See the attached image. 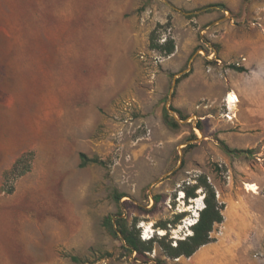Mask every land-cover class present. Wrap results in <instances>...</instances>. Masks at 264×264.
Returning a JSON list of instances; mask_svg holds the SVG:
<instances>
[{"label":"rangeland","instance_id":"rangeland-1","mask_svg":"<svg viewBox=\"0 0 264 264\" xmlns=\"http://www.w3.org/2000/svg\"><path fill=\"white\" fill-rule=\"evenodd\" d=\"M262 43L264 0H0V264H189L156 224L191 232L200 174L223 201L230 176L264 172V138L227 153L214 104L221 68Z\"/></svg>","mask_w":264,"mask_h":264},{"label":"crops","instance_id":"crops-1","mask_svg":"<svg viewBox=\"0 0 264 264\" xmlns=\"http://www.w3.org/2000/svg\"><path fill=\"white\" fill-rule=\"evenodd\" d=\"M244 54L246 59L237 61L244 70L221 68L224 82L214 99L223 115L216 131L231 148L252 146L250 140L264 138V43L247 48ZM231 92L239 101L236 106L231 104L234 116L227 119ZM238 141L245 144L236 145ZM237 176H230L222 188L226 207L224 221L212 232L216 240L202 245L189 257V264H264V172L246 170ZM254 183L257 191L248 188Z\"/></svg>","mask_w":264,"mask_h":264},{"label":"trees","instance_id":"trees-1","mask_svg":"<svg viewBox=\"0 0 264 264\" xmlns=\"http://www.w3.org/2000/svg\"><path fill=\"white\" fill-rule=\"evenodd\" d=\"M223 6L222 3L215 2L208 5L203 6L205 10H212L214 7ZM155 30L152 32V38ZM152 47L159 48L164 51L166 54H171L174 52L175 43L173 38H169L166 40L164 44H153ZM235 67V66H233ZM239 70H244L241 66H236ZM186 75V74H184ZM179 81V78L177 79ZM223 149L229 153L234 155H239L240 153L249 151L240 148H231L225 141L221 140ZM84 154H82L83 156ZM86 158V156L84 155ZM29 154L23 153L14 163L12 169L10 170L7 177L10 174L19 173L18 175L23 174L24 172L30 169V166H26V162L28 161ZM85 164V160H83L82 165ZM183 191L185 193L184 197L188 201L189 198H195L198 196L197 190L202 188L204 194V206L199 211L198 219L195 223H193L191 228V233L184 235L180 238H170L168 241L170 234V227L167 224H156L157 226H161L166 229L167 232L162 234L159 238V243L161 247L164 249L167 256L170 258H180L182 256L190 257L192 256L202 245L208 244L216 240V238L212 235V232L217 224H220L224 221V209L226 207V203L219 200L217 196V190L215 186L209 181V178L206 174H200L196 177V183L191 184L187 183L183 186ZM11 191V190H10ZM159 195L154 197L155 202L159 199ZM111 230L115 232L113 228V220L108 218ZM116 223L118 225L119 231L124 235L125 242L130 245L129 250H135L139 256H144L146 252H151L153 250V244L155 241L154 236L149 239H142L140 236V231L137 230H129V228H125L123 225V220L121 218L116 219ZM136 220L134 222V226H136ZM116 229V228H115ZM117 231V230H116ZM115 234H117L115 232ZM159 263V262H158ZM161 264V263H159ZM163 264V263H162Z\"/></svg>","mask_w":264,"mask_h":264},{"label":"bare ground","instance_id":"bare-ground-1","mask_svg":"<svg viewBox=\"0 0 264 264\" xmlns=\"http://www.w3.org/2000/svg\"><path fill=\"white\" fill-rule=\"evenodd\" d=\"M236 96H237V94H235V93H230V100H232V99H234V98H236ZM238 97V96H237ZM239 101V98L237 99V102ZM237 105V103L235 104V106ZM249 184V183H248ZM257 187L258 186H256V184L254 183V184H250V185H248V188L250 189V190H256L257 189ZM257 191V190H256ZM184 195H185V193L182 191V196H181V199L184 197ZM193 200H194V202L195 203H199V205L198 206H196V208H195V210H196V212H195V215L193 216V221L191 222V224H193V223H195L196 221H197V218H198V216H199V210H201L202 208H203V206H204V195H203V193H201L198 197H195V198H193ZM189 207H192V206H189ZM194 219H196L195 221H194ZM189 224V223H188ZM145 226V225H144ZM147 226V225H146ZM151 230H152V228H151ZM150 230V231H151ZM161 234H164L165 233V231L163 230V229H160V231H159ZM148 233H149V231H148ZM191 233V232H190Z\"/></svg>","mask_w":264,"mask_h":264},{"label":"built area","instance_id":"built-area-1","mask_svg":"<svg viewBox=\"0 0 264 264\" xmlns=\"http://www.w3.org/2000/svg\"><path fill=\"white\" fill-rule=\"evenodd\" d=\"M203 52V51H202ZM214 54V52H212L211 54H210V57H212V55ZM246 58H243V60H245ZM237 99H238V97L236 96V98H234V99H232V100H230V94L228 95V97H227V104H228V111L225 113V117L227 118V119H232V117L234 116V114H232V113H230V111L232 110L231 108V104H232V106H235V104L236 103H238L237 102ZM182 196V195H181ZM196 219H194V221H195ZM193 221V219L189 222V224L190 225H192L191 224V222ZM144 235V234H143ZM150 237V236H149Z\"/></svg>","mask_w":264,"mask_h":264},{"label":"water","instance_id":"water-1","mask_svg":"<svg viewBox=\"0 0 264 264\" xmlns=\"http://www.w3.org/2000/svg\"><path fill=\"white\" fill-rule=\"evenodd\" d=\"M200 211V210H199ZM198 219V218H197Z\"/></svg>","mask_w":264,"mask_h":264}]
</instances>
